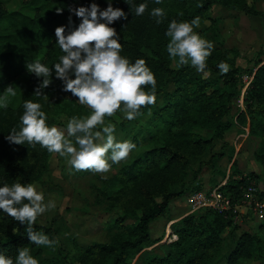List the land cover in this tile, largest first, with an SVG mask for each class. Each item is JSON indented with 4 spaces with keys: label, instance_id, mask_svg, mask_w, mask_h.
<instances>
[{
    "label": "trees",
    "instance_id": "trees-1",
    "mask_svg": "<svg viewBox=\"0 0 264 264\" xmlns=\"http://www.w3.org/2000/svg\"><path fill=\"white\" fill-rule=\"evenodd\" d=\"M22 1L30 6L32 14L7 9L0 0V95L9 85L16 87L17 92L7 109L0 108V187L5 183H31L50 154L39 144L35 147L27 143L16 145L6 139L12 128L19 130L24 101L42 105L49 127L59 111L73 104L54 71V65L64 55L57 44L55 29L67 26L69 17L72 27L81 22L70 9L89 7L93 2L101 10L106 9L109 2L114 8L123 9L128 19L110 25L119 34L120 54L133 64L137 59L145 60L157 81L155 104L141 109V112H150L152 143L121 162L94 185V195L104 202V207L115 210L111 225L116 229L105 241L77 246L71 260L62 257L57 264H128L134 256L131 264H249L252 260L264 264V219L257 222L252 231L241 229L237 233L230 214L211 208L190 211L173 220L170 228L175 238L158 244L161 252L155 251L153 246L144 248L154 241L150 240L149 221L166 211L172 197L185 191L186 175L191 173V178L195 177L202 165L214 166L223 154L219 147L206 158L199 157L212 141L223 138L224 131L232 125L233 116L248 118V135L255 141L253 157L264 179V60L250 73L243 108L234 110L241 74L233 61L235 49L214 45L206 61L210 75H200L190 65L177 67L170 62L166 50L169 38L165 36L172 20L190 22L195 17L210 18L205 10L211 3L259 14L253 1L162 0L160 4L155 0H127V3L125 0ZM141 3L148 7L143 15L137 16L135 6ZM129 4L133 6L131 10ZM157 7L166 12L159 25L150 15ZM57 9L62 11L58 13ZM204 26L215 37L211 21ZM67 31L66 27V34ZM36 60L53 68L52 83L44 89L47 99L34 95L41 80L26 67ZM220 62L230 66L227 74H221ZM145 90H150V86ZM202 128L209 129V134H202L199 131ZM192 159H196V167H192ZM224 176L225 181L219 188L232 199L239 197L242 185L249 181L255 183L252 172H239L235 166ZM198 186H191L184 194L203 187ZM25 227L0 210V254L15 259L18 249L30 244ZM34 228L44 234L50 232L49 227L38 223Z\"/></svg>",
    "mask_w": 264,
    "mask_h": 264
},
{
    "label": "clouds",
    "instance_id": "clouds-1",
    "mask_svg": "<svg viewBox=\"0 0 264 264\" xmlns=\"http://www.w3.org/2000/svg\"><path fill=\"white\" fill-rule=\"evenodd\" d=\"M161 2L162 0H155L157 4ZM129 6L131 10L133 6ZM147 7L146 3L135 6V15H143ZM61 11L57 9L58 13ZM70 11L81 22L72 27L69 17L67 26L55 29L57 44L64 53L59 58V63L54 65L55 77L62 81L64 92L77 97L79 103L87 105L92 113L87 117H71L66 128L56 125L49 127L48 116L41 110L42 105L25 100L19 130L12 128L6 139L16 145L27 143L35 147L39 144L50 153L70 157L68 164L76 171L90 170L104 174L110 171L112 164L120 163L136 148V144L130 140L117 141L115 124H105V117L114 116L121 110V105L127 120L141 116L142 108L156 102L157 81L145 60L137 59L133 64L120 54L122 45L119 43V34L110 25L118 20L128 19V14L123 9L114 8L109 2L107 8L101 10L93 2L89 7L81 6ZM150 15L159 25L166 12L157 7L152 9ZM199 26V17L190 22L172 20L165 32V36L169 38L166 50L170 59L177 62V67L190 64L203 73L214 45L194 31ZM26 67L29 73H34L41 80L34 95H43L47 99L44 89L52 83L53 68L39 60L28 63ZM218 68L221 74H227L230 70L225 62H220ZM146 86H150V90L146 91ZM16 95V87L9 85L3 95H0V108L7 109L11 98ZM54 207V202L45 203L43 192L38 191L33 183H5L0 187V210L25 225L30 243L36 246L55 248L58 244V240L50 239L34 228L38 216ZM0 264H39V261L32 256L28 247H21L15 259L0 254Z\"/></svg>",
    "mask_w": 264,
    "mask_h": 264
},
{
    "label": "rangeland",
    "instance_id": "rangeland-1",
    "mask_svg": "<svg viewBox=\"0 0 264 264\" xmlns=\"http://www.w3.org/2000/svg\"><path fill=\"white\" fill-rule=\"evenodd\" d=\"M1 1L7 9L16 8L28 14L33 13L30 6L22 0ZM252 1L254 7L259 10V14L243 13L219 3H211L205 10V14L210 18L202 20V17H199L200 26L194 28L195 32L204 39L211 41L213 45L235 49L233 61L240 69L241 74L239 75L238 94L233 103L234 110L243 108L242 99L251 78L250 73L257 64L264 60V51L262 50L264 44V0ZM208 21H211L212 32L216 34L215 37L211 35L209 28L204 26ZM231 55L232 53H228V56ZM170 62L177 64L172 59ZM193 70L200 75H210L208 69H205L203 73L198 72L195 68ZM68 95L73 100V104L59 111L56 121L51 126L66 128L71 117L91 115L92 110L87 105H81L78 98L70 92ZM142 113L141 116L129 121L125 118L123 105H121V110L117 111L114 116L105 117V124H115L117 141L130 140L136 144V148L121 162L128 160L136 152L152 143L153 138L149 131L152 123L150 112L145 110ZM199 131L204 135L210 132L209 129L205 128L199 129ZM254 145V139L248 135L247 116L244 119L233 116L232 125L224 131L223 138L212 141L199 157L204 159L211 151L217 150L219 147L223 150V154L217 159L214 166L202 165L195 177L191 178V173L186 175L187 187L185 191L172 197L168 202L166 211L149 221V236L150 240L154 241L144 248L153 246L155 251L161 252L158 244L175 238L170 223L189 212L184 194L188 188L191 189V186L195 184L202 187L218 183L225 178L224 174L227 170L233 169V166L242 173L252 172L259 194L264 197V179L260 165L252 153ZM69 158L60 156L58 153H50L44 164L41 165L37 176L31 181L37 186L38 191L43 192L45 203L51 201L55 204L54 208L38 216L36 223L49 227L50 232L46 235L50 239L58 240V244L55 248L36 246L32 243L26 246L31 250L32 256L39 261V264H57L59 258L62 257L70 259L77 246H83L92 241H105L116 229L111 225L115 210H108L104 207V202L94 195V185L99 182L101 177L112 173L121 162L112 164L108 173L100 174L90 170L76 171L68 164ZM191 164L192 167H196V159H192ZM262 219H264V213L261 217H257L246 212L241 214L236 221L232 220L231 222L234 224V231L238 233L241 229L252 231L256 223ZM224 237L229 238L227 235ZM36 248H39V252H36ZM134 257L130 259L128 264L132 263ZM249 264L258 263L252 260Z\"/></svg>",
    "mask_w": 264,
    "mask_h": 264
},
{
    "label": "built area",
    "instance_id": "built-area-1",
    "mask_svg": "<svg viewBox=\"0 0 264 264\" xmlns=\"http://www.w3.org/2000/svg\"><path fill=\"white\" fill-rule=\"evenodd\" d=\"M224 181L225 178L214 185H206L185 194L188 211L211 208L230 214L233 221H236L241 214L246 212L257 217L263 215L264 197L259 194L258 187L254 182L249 181L242 185L239 197L232 199L227 192L219 188V185ZM240 207H243V209H240Z\"/></svg>",
    "mask_w": 264,
    "mask_h": 264
}]
</instances>
